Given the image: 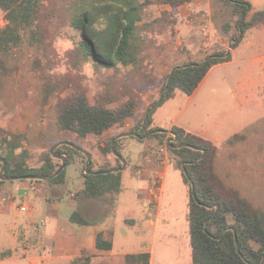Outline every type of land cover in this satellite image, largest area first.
Instances as JSON below:
<instances>
[{
	"label": "rangeland",
	"instance_id": "rangeland-1",
	"mask_svg": "<svg viewBox=\"0 0 264 264\" xmlns=\"http://www.w3.org/2000/svg\"><path fill=\"white\" fill-rule=\"evenodd\" d=\"M56 1V11L49 10L51 3L47 1L45 21L22 29L20 44L0 55L3 63L0 64V73H5L0 78L4 84L0 91V127L5 133L26 134L24 147L29 151L27 162L31 166L39 165L42 156L51 153L52 149L56 152L61 145L54 146L61 141L85 147L93 155L96 164L101 157L99 148L103 147L100 143L104 142L106 146L117 137L93 135L84 138L59 128L58 116L61 110L77 94L85 93L91 103H103L112 108L127 101L129 96L138 94L137 115L129 118L122 127H117L131 129L159 97L165 77L172 67L186 61L199 60V55L204 58L217 47H230L231 34L223 30L229 13L218 0H211L212 23H208L203 12L188 18L191 26L205 27V30L211 32L201 43L183 40L177 30L178 25L171 28L164 21L160 22L162 13L170 11L169 5L159 0H139L137 45L140 48L141 67L136 71L132 65H119L116 70L107 69L96 65L93 45L89 41L84 42L81 34L84 27L77 30L72 25V18L79 20L82 16L86 20L83 12L89 13L86 10L88 5L79 15L85 6L81 0H66L67 5L65 0ZM3 19L5 11L0 7V28L4 24ZM98 53L102 52L98 50ZM255 53H264V50L242 44L234 56L236 61L212 69L179 124L196 130L212 122L215 116H220L216 131L223 142L217 143V172L248 197L255 207L264 210V73L256 69L247 74L250 64L247 59ZM156 75L161 77L154 82L157 86H149L148 80ZM241 78L243 82L251 83L239 90ZM49 84V89L53 84L57 88L50 91L51 96H46L45 86ZM139 86L142 91H137ZM189 97L185 92L177 90L170 101L156 107L152 114L155 125L168 129L172 117L186 105ZM244 129H247L245 140L236 145L226 143L230 135ZM124 140V153L131 159L130 167L127 161L126 168L121 171V190L107 198L114 209L111 215L114 254L96 251L87 244L85 248L75 246L59 250L53 243L56 230H75L81 234L105 226L104 221L97 222L108 213L104 202V206L87 207L89 217L94 219L93 224L79 225L70 219L76 210L71 200L77 197V193L74 196L72 193L82 185L79 174L87 162V156L85 158L76 154L75 162L66 167V182L58 187L52 186L48 190L46 187L49 183L44 185L35 181L36 191L25 195L20 194L19 187L23 185L19 180L1 183L0 211L3 213H0V264H31L37 258H43L44 264H72L75 258L83 254L93 255L95 262L109 260L112 264H125L124 254L142 251L153 252L151 264H192L187 220L189 197L182 170L176 162L171 163L166 171L164 169L160 208L159 205L153 206L151 191L159 186L155 174L163 168L147 165L143 156L146 152L156 150L158 144H152V138L140 140L130 136ZM109 155L113 156V153ZM21 158L19 149L15 153V160ZM55 159L62 163L60 158ZM135 164L146 165L147 170L136 175L132 170ZM4 197L10 200L3 201ZM21 204L27 205L28 211L19 210ZM56 206L58 213L54 215ZM157 210L161 221L154 226L153 214ZM150 219H153L152 223ZM228 219L230 223L235 221L232 214ZM27 221L30 222L29 226L26 225ZM39 233L43 236L42 240ZM252 244L258 247L256 242ZM26 247L36 251L24 253Z\"/></svg>",
	"mask_w": 264,
	"mask_h": 264
},
{
	"label": "trees",
	"instance_id": "trees-1",
	"mask_svg": "<svg viewBox=\"0 0 264 264\" xmlns=\"http://www.w3.org/2000/svg\"><path fill=\"white\" fill-rule=\"evenodd\" d=\"M47 1L51 3L49 10L56 11V0H0V7L5 11L7 20L5 26L0 28V55L8 53L20 44L22 29L31 27L39 21H45ZM81 1L85 6L81 8L80 13L73 6L72 9L81 15L82 9L88 5L86 10L89 13L83 12L86 20H83L82 16L79 20L72 18V25L77 30L84 27L81 34L84 42L89 41L93 45L96 65L112 70H116L119 65H132L134 71L140 69L142 61L139 57L140 48L137 45L139 0ZM159 1L171 8L170 11L162 13L160 22L164 21L166 26L174 28L178 24L179 7L189 0ZM218 1L229 13V19L223 24V30L231 34L230 48L233 49L264 15V9L255 10L248 0ZM65 3L68 4L66 0ZM233 28H235L234 32H232ZM98 50L102 53L99 54ZM232 58L229 48L217 47L201 61L190 60L172 67L165 77L159 97L150 104L144 117L129 131L138 130L141 136L139 139L147 135V138H156L158 143H163L167 132L155 125L152 114L156 107L172 98L177 90L188 95L193 94L214 65L231 61ZM2 75L5 73H0V78ZM154 82L155 80L150 79L148 85H153ZM3 85L0 80V91ZM49 86L50 84L45 86L46 96H51L50 91L57 88L55 84L51 89ZM139 90L142 91L140 86L137 87V91ZM139 98L138 94H134L124 103L112 108L103 103H91L88 96L81 92L61 110L58 116L59 128L72 131L84 138L88 135L100 136L116 125L123 126L129 118L134 117L139 108ZM171 131L176 135L177 141L170 142V151L182 170L184 182L189 188L187 220L193 264H264V210L255 207L248 197L219 177L215 168L217 147L213 142L177 125L173 126ZM26 137L23 132L5 133L0 127V158H5L8 162L5 175L24 177L54 174L62 163L50 152L42 156L39 165L28 164L29 151L24 147ZM239 137V135L233 136L229 140L230 143ZM120 140L115 141L114 149L112 140L106 146L100 147L102 155L107 156L114 152L121 155ZM19 149L22 158L15 160V153ZM56 152L66 155V167L75 160L76 154L86 158L83 152L65 144ZM117 161L121 165L119 158ZM111 166L110 162H105L99 169ZM0 167H2L1 162ZM66 167L52 178L35 179V181L63 185L67 178ZM82 176L84 188L81 194L89 198L102 199L108 194L119 192L122 187L121 172L89 174L86 173L85 164ZM4 182L9 181L0 178V183ZM230 214L235 219L233 223L229 222ZM70 219L79 225L91 224V221L77 210L72 213ZM252 242H256L258 247ZM112 247L113 241L107 238L105 233L99 232L96 236V248L109 251ZM150 261V252H140L128 254L125 264H150ZM72 264L109 263H94L91 255L84 254L75 258Z\"/></svg>",
	"mask_w": 264,
	"mask_h": 264
},
{
	"label": "crops",
	"instance_id": "crops-1",
	"mask_svg": "<svg viewBox=\"0 0 264 264\" xmlns=\"http://www.w3.org/2000/svg\"><path fill=\"white\" fill-rule=\"evenodd\" d=\"M252 3V5L254 6V9L255 10H263L264 9V0H248ZM200 12H203V16L205 17V19L208 21V23H212V18H213V9L211 7V0H189L187 3L181 5L179 7V10H178V28L177 30L180 31L181 33V36L183 37V40L185 41H188V42H196V43H201L203 42V39L206 38V36L211 33L210 31L208 30H205L206 28L204 27H200V26H196L194 27L191 26L192 24H190V22H188V18L190 16H193V14H198ZM196 18H199L198 15H196ZM179 23H180V26H179ZM209 26V25H208ZM232 32H234V29H232ZM212 40H215L214 38H212ZM232 42V40L230 39V43ZM193 44V43H192ZM246 45L247 47L249 48H255V49H263L264 50V15L260 17V19L258 20V22L254 25V27L252 29H250L246 36L242 39V41L235 47V48H230L229 47V50H231L232 52V55H233V58L231 61H228V62H224V63H218L216 65H214L210 71L207 73V75L204 77V79L201 81V83L199 84V86L197 87V89L194 91L193 94L189 95V99L186 103V105L184 107H182V109L178 112L177 115H175L174 117H172V120H171V125L169 126L168 129H164L162 131L164 132H167V135H166V138L165 140L167 141H171V142H175L177 141V138H176V135L171 131L172 127L177 125V126H180L182 128H184L185 130H187L188 132H191L193 134H196V135H199L205 139H208L210 140L211 142L214 143V145L217 147V154H216V159H215V168H216V172H217V155H218V152H219V146L217 143L221 142L223 139L222 137L219 135V132L216 131V123H218V119H220V116H215L213 118V121L212 122H209L208 124L206 125H203V126H200L198 129L196 130H193V129H190L188 128L187 126L185 125H181L179 124L180 122V119L182 117V115L184 114V112L186 111L187 107L189 106V104L191 103V101L199 94V92L201 91L202 89V86L204 85L208 75H210L209 73L211 72L212 69L216 68V66H219V65H229L231 64L232 62L236 61L234 56L236 57V54H237V49L242 45ZM205 58V57H204ZM202 55H199L198 56V59L199 60H194V61H201L204 59ZM249 60L250 64H249V72L247 74H251L254 70L258 69L260 70L261 72L264 73V53H255L254 55H251V57L249 59H247V61ZM159 78L161 79V77L159 75H156L154 78H152L153 80H159ZM242 80V81H241ZM165 82V81H164ZM248 83H251V81H244L243 82V79L241 78L240 79V83L238 85V87L240 88L239 90H242L244 87H246V85ZM151 86V85H149ZM157 86V83L154 84V87ZM154 89V88H153ZM174 96V95H173ZM172 96V97H173ZM172 98L169 99V101L171 100ZM139 110V109H138ZM138 110L135 114V116L137 115L138 113ZM133 118V117H132ZM132 122H135L134 120H132ZM131 122V123H132ZM133 124V123H132ZM129 124H127L126 126H128ZM134 125V124H133ZM120 125H116L108 130H106L102 135L100 136H103L105 137L106 135H112L113 138L115 136H117L116 140L118 139H121L120 140V144H121V147H122V154L121 156H123L128 162H129V166L130 167V163H131V159L126 157L125 156V140L127 137H130V136H133V135H129V136H120L121 133H124V132H129V129L128 127H124L122 129H118L117 127H119ZM122 127V126H120ZM246 130L247 129H244L243 131L241 132H236L232 135H230L227 140H226V143H228L229 145H236L237 143H240V141H243L246 139ZM77 135V134H76ZM235 135H239L240 137L238 139H236L233 143H230V139L235 136ZM78 136V135H77ZM93 135H88L87 137L85 138H88V137H91ZM99 136V137H100ZM119 136V137H118ZM133 137H137V136H133ZM112 138V139H113ZM139 138V137H137ZM145 138H141L140 140H143ZM223 142V141H222ZM153 143H158V140L155 138L152 142ZM100 145H102L103 147L105 146V143L104 142H101ZM151 145V144H150ZM101 147V146H100ZM85 149V147H82ZM150 148V147H149ZM148 148V149H149ZM147 149V150H148ZM86 150V149H85ZM99 151H100V148H99ZM153 151H149V152H146L143 156V161L146 162L147 165L149 166H158L160 168H163V170H160L159 172H161L162 174V180L160 181V184H162V181L165 177V171L167 169V167L173 163V162H176L177 164V161L176 159L174 158V155L173 153L170 151V158L168 160V163L165 165V166H159V165H156V164H149L147 163V158L150 156V154L152 153ZM100 159L99 161L94 164V161H93V155H92V162H91V167L93 170H98L100 165L104 164L105 162H110L112 164L111 167H116V166H122V165H119L118 161H117V158H119L118 154H116L115 152L113 153V156L111 155H107V156H103L101 151H100ZM120 159V158H119ZM121 160V159H120ZM75 162V160L73 161ZM127 162V164H128ZM79 164V163H78ZM80 165V164H79ZM178 165V164H177ZM127 166V165H126ZM140 166L141 169H140ZM147 167L146 165H140V164H135L132 166V170H133V173L134 174H142L143 172H145L147 170ZM179 167V166H178ZM110 168V167H109ZM126 168V167H125ZM79 169H80V166H79ZM165 169V171H164ZM124 170V169H123ZM122 170L118 171V172H121ZM183 174V173H182ZM217 174L219 175V177L225 182L227 183L228 185H231L233 187H235L234 185L230 184L229 182L225 181L221 175L217 172ZM80 178H81V184L77 191L72 193V194H76L77 193V197L76 198H73L72 197V200L71 202L74 204V206L76 207V210L77 211H80L87 219H89L91 221V224H93V220L94 219H91L88 215V212H87V207L88 206H93V207H100L101 205H103V202L106 204V207H107V214L104 215V217L102 219H100L99 221L97 222H105V226L104 227H101V229H98V230H95V231H92V230H86V231H83L81 234H78L76 233V231L74 230H71L70 232H62V231H58L56 230V235H55V239H54V244H55V248L59 249V250H64V248L66 247H71V248H74L75 246H81L82 248H85V245L87 244L90 248L92 249H96V251H99V252H109L111 255L114 254L112 249L109 250V251H102V250H98L96 248V236L99 232H103L105 233V236L107 238H110L112 241H113V246H114V239H113V232H112V229H111V215L114 213L113 212V206L110 205V203L107 202V198L114 194H108L106 197L102 198V199H95V198H89V197H86L84 196L83 194H81V191L83 190L84 188V177L82 176V169L80 170V174H79ZM155 178H156V174H155ZM7 181H10V180H7ZM20 181V184L23 185L22 183V180H19ZM183 181H184V178H183ZM45 183V182H44ZM185 183V182H184ZM3 184L0 183V187H2ZM46 185V183L44 184ZM48 186L46 187L48 190H50V187H58V185H51V184H47ZM186 185V183H185ZM187 188H188V185H186ZM122 188V187H121ZM237 189V188H236ZM55 190H58V188H56ZM239 190V189H238ZM19 191H20V194H30L31 192H28L27 189L24 187V186H20L19 187ZM59 191V190H58ZM240 191V190H239ZM162 192H163V187H162ZM241 192V191H240ZM188 193H189V188H188ZM116 194V193H115ZM72 195V196H74ZM189 197V196H188ZM162 200V198H161ZM161 203V201H160ZM104 206V205H103ZM2 208V207H0ZM160 208V204H159V207ZM58 207L56 206V212H54V215H56L58 212ZM74 210V211H76ZM0 213H3L2 211H0ZM154 216V226H156L158 223H159V220H160V214L157 210V212L155 214H153ZM153 219H150V222L152 223ZM161 221V220H160ZM164 222H166V220H164ZM89 224V225H91ZM27 226L30 225V222L27 221L26 223ZM87 226V225H85ZM40 239L42 240L43 236L40 235V233L38 234ZM32 251V252H35L36 249H30V248H25L23 249V252L24 253H28L29 251ZM142 252H150L151 254V261H150V264L152 263L153 259H154V255H153V252L152 251H142ZM140 253V252H138ZM128 254H135V253H127V254H122L124 257H125V263H126V256ZM84 255V254H83ZM91 255V254H89ZM117 255H120V254H117ZM81 256V255H80ZM92 256V259H93V255ZM41 257V256H40ZM191 260H192V257H191ZM94 263H104V262H108L109 264H112L111 261H106V260H102L100 262H95L93 261ZM193 264V262H192Z\"/></svg>",
	"mask_w": 264,
	"mask_h": 264
},
{
	"label": "water",
	"instance_id": "water-1",
	"mask_svg": "<svg viewBox=\"0 0 264 264\" xmlns=\"http://www.w3.org/2000/svg\"><path fill=\"white\" fill-rule=\"evenodd\" d=\"M129 135L141 137L140 134L138 133V130L124 132V133H121L120 134V136H129ZM142 138H147V135L146 136H143ZM116 139L117 138H114L112 140V147H113V149H114V143H115ZM63 144L69 145V146H71L73 148H76L77 150H79L80 152H83L87 156L86 173H89V174H104V173L118 172L120 170L125 169V167L127 165V160L123 156L118 155L119 158L121 159V161L123 162V165L122 166H116V167H110V168L93 170V169H91L92 154H90L89 152H87L81 146L75 144L74 142H70V141H61L58 144H56L54 146V148L57 147V146H59V145H63ZM51 154L55 158H60L62 160L61 166L58 168V170L54 174H51V175H29V176H24V177L7 176V175H5V170H6V167H7V163L8 162H7V160L5 158H0V162H2V167H1V170H0V178L2 180H22V179H28V178H31V179H42L43 180V179H47V178H52V177L56 176L57 174H59L66 167V158L67 157L63 153H57V152H55L54 149L51 150ZM183 166H184V164H183ZM217 207H218V205H217Z\"/></svg>",
	"mask_w": 264,
	"mask_h": 264
},
{
	"label": "built area",
	"instance_id": "built-area-1",
	"mask_svg": "<svg viewBox=\"0 0 264 264\" xmlns=\"http://www.w3.org/2000/svg\"><path fill=\"white\" fill-rule=\"evenodd\" d=\"M4 24L7 23L6 18L3 19ZM1 26V27H3ZM170 142L165 140L163 143H159L156 150H154L150 156L147 158V163L149 164H156L159 166H165L168 163V160L170 158ZM156 179L159 182V186L156 189H153L151 191L152 195V205L158 206L160 204L161 198H162V185L160 184V181L162 180V174L161 172L156 173ZM23 186L27 189L28 192L34 193L36 191V183L35 179H22ZM74 195V194H72ZM9 197H4L3 201H9ZM21 211H28L27 205L21 204L18 207ZM31 264H44L43 258H37Z\"/></svg>",
	"mask_w": 264,
	"mask_h": 264
}]
</instances>
